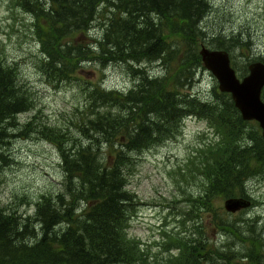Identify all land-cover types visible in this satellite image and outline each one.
Segmentation results:
<instances>
[{
    "label": "trees",
    "instance_id": "obj_1",
    "mask_svg": "<svg viewBox=\"0 0 264 264\" xmlns=\"http://www.w3.org/2000/svg\"><path fill=\"white\" fill-rule=\"evenodd\" d=\"M16 2L33 18L42 55L37 67L48 82L78 80L75 73L90 64L127 66L135 81L126 92L107 89L104 79L82 83L86 109L76 124V138L57 127H40L59 152L63 188L42 194L33 216L0 208V264L237 262L241 250L231 243L218 247L202 232L183 243L171 240L180 253L152 262L127 232L134 200L127 188L128 173L134 168V155L176 136L188 116L207 119L222 136L203 151L218 146L206 169L207 187L197 200L215 206L220 197L243 194L247 177L242 163L254 174L264 166V138L258 123L242 119L229 93L216 88L208 99L192 90L197 71L205 70L198 50L208 39L200 24L211 10L209 0ZM96 25L101 30L94 32ZM217 36L209 45L227 50L236 68L234 49L250 47V42H243L240 35ZM249 63L242 70L236 68L240 77L248 73ZM149 64L158 65L161 72L153 75ZM18 79L17 67L0 58V144L13 137L10 131L19 125L18 115L32 106L30 91ZM240 133L242 138H234ZM197 170L201 173L199 164ZM215 225L224 228L218 221ZM227 233L234 241V234ZM250 258L257 263L261 256Z\"/></svg>",
    "mask_w": 264,
    "mask_h": 264
},
{
    "label": "rangeland",
    "instance_id": "obj_2",
    "mask_svg": "<svg viewBox=\"0 0 264 264\" xmlns=\"http://www.w3.org/2000/svg\"><path fill=\"white\" fill-rule=\"evenodd\" d=\"M209 2L211 10L200 24L208 37L204 44L212 48L211 39L219 34L237 38L240 35L243 42H250V47L244 45L234 49L236 68L242 70L248 61L264 59V0ZM94 29V32L101 30L99 25ZM40 56L32 16L16 0H0V58L17 67L19 83L33 97L32 106L18 115L19 125L10 131L13 137L2 139L0 144L3 154L0 157V208L23 217L33 216L42 194L59 192L63 188L59 152L40 133V127H57L75 136L76 124L86 109L82 83L104 79L107 89L126 92L135 81L127 66L111 64L103 68L90 64L84 65V71L75 73L78 80L50 83L37 67ZM149 65L153 75L161 72L158 65ZM197 74L199 77L192 90L212 98L216 88L219 91L217 80L207 69ZM228 118L226 115L225 119ZM236 137L242 138V134ZM221 139V134L207 119L188 116L176 136L134 155V168L128 173L127 188L134 194V200L130 203L127 232L129 237L140 242L141 250L152 262L180 253L178 244L171 240L179 239L183 243L198 238L202 232L218 247L231 243L236 251L241 250L243 253H238L239 259L234 264H264V166L254 174L242 163L245 177L250 178L245 180L244 193L233 197L250 199V207L230 213L224 206L229 197L218 198L215 206L197 200L207 187L206 169L214 159L211 152L218 146L215 144L206 154L203 151ZM205 159L207 164L202 173ZM212 208L223 213L215 214ZM217 221L224 228H217ZM227 232L234 234V241ZM256 255L261 258L254 263L250 257ZM222 263L226 264L223 261L209 264Z\"/></svg>",
    "mask_w": 264,
    "mask_h": 264
},
{
    "label": "water",
    "instance_id": "obj_3",
    "mask_svg": "<svg viewBox=\"0 0 264 264\" xmlns=\"http://www.w3.org/2000/svg\"><path fill=\"white\" fill-rule=\"evenodd\" d=\"M202 62L217 79L221 92L231 94L242 119L258 122L264 138V63L249 64V73L240 78L232 66L228 51L212 49L202 44L199 50ZM251 205V200L245 197H229L224 206L230 213H235Z\"/></svg>",
    "mask_w": 264,
    "mask_h": 264
}]
</instances>
